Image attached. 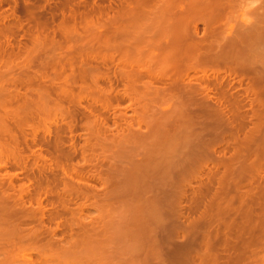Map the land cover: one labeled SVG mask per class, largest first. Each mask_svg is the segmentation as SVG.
Instances as JSON below:
<instances>
[{"label":"bare ground","instance_id":"obj_1","mask_svg":"<svg viewBox=\"0 0 264 264\" xmlns=\"http://www.w3.org/2000/svg\"><path fill=\"white\" fill-rule=\"evenodd\" d=\"M41 1L22 0L21 8L30 16L25 12L28 19L21 21L28 20L30 30L40 28L36 21L42 17L36 11L43 9ZM104 1L62 0L57 7H45L51 19L78 7L67 15L73 23L78 14L85 20L84 30L74 24L82 29L73 30L81 35L72 36L77 44L64 37L63 43L53 41L52 56L31 63L39 69L27 71L24 64L17 76L0 72V264H264V4L252 11L255 18L238 25L229 21L235 0ZM2 2H12L13 19L23 13L15 10L17 0ZM4 15L0 63L5 55L11 57L19 42L6 41L9 27ZM129 26L145 30L130 35L124 31ZM235 78L244 97L229 90ZM125 100L128 106L118 114L121 123L110 127L104 114L121 110ZM245 100L250 127L245 113H240ZM78 128L80 144L72 135ZM208 131L210 139L203 133ZM125 132H135L132 142L144 132L138 138L147 144L148 164L145 161L142 174L154 172L157 179L141 186L157 184L160 190L164 184L160 186L158 176L170 178L171 201L160 196L163 189L146 201L170 203L171 210L151 217V204L144 212V207H135V216L134 208L131 215H111L104 209L121 197L107 192L89 198L83 192L82 185L96 193L99 178L85 174L83 163L79 166L75 159L85 164L86 151L97 145L98 136ZM26 138L37 147L36 153L27 154L20 147ZM172 141L181 148L174 143L175 151L163 152L174 145ZM136 144L131 146L139 152ZM155 164L163 166L155 170ZM18 171L27 183L15 184ZM186 176L188 181L195 179L184 185ZM166 219L168 231L157 233L155 223ZM115 222L119 224L111 232ZM174 234L180 235V242Z\"/></svg>","mask_w":264,"mask_h":264},{"label":"rangeland","instance_id":"obj_2","mask_svg":"<svg viewBox=\"0 0 264 264\" xmlns=\"http://www.w3.org/2000/svg\"><path fill=\"white\" fill-rule=\"evenodd\" d=\"M55 1V2H54ZM60 1V2H59ZM66 0H64V2H65ZM76 1V0H75ZM235 1H237V4L235 5V8H234V13H233V15H232V17L229 19V21L231 22V24H233L234 23V21H236L235 23L236 24H241L242 22H244V21H246V19H253V17L255 18V15L254 14H252V11L255 9V10H257L260 6H262L263 4H264V0H235ZM44 2H48L47 4L46 3H44ZM105 3V5H106V3L108 4L109 2L106 0V1H104ZM12 2H2V3H0V17H1V15H4V14H6L7 16H8V14L10 13L9 11L11 10V8H12V5L13 4H11ZM17 6H16V8H15V10L16 9H18V11H20V9L22 10V8H21V6L22 7H24L23 6V2H22V0H17ZM40 3H42L41 5H43V6H39V7H43V9H41V8H39V9H41V11L39 10L38 12L36 11V13H39V18L40 17H42V19L40 18L39 20L40 21H44V22H39V20L38 21H36V22H38V25H39V27L40 28H37V29H39V30H37V29H33V30H30V29H28V27H27V22H28V20H26V23H25V21L24 22H22L23 20H24V18H27V15H29V13H27L26 11V13H27V15H26V13L24 12V10H22V12L23 13H25V14H23V13H20L19 15H20V17L19 16H17L18 17V19L17 20H15V19H13L12 18V16H11V14H12V11L14 10L13 8V10H11V14H9V16L6 18V20H5V24H7V25H5V26H7V27H9V28H6V31H7V33L5 32V35H6V41H8V42H10L11 41V43H17L18 41L20 42H18V44H16L17 46H19V44L21 45V49L23 50H21L20 49V47H15L13 44V47L15 48V49H17V50H13V52H12V55H11V57H9L8 55H5L3 58H2V62H4V61H6V62H4V64L6 63V66H7V68L5 67V65L4 64H1L0 65V72H11V73H13L14 75H18V71H20L19 70V68L21 67V69H23L25 66V68L24 69H26L27 67L29 68V67H31L30 68V70H32V71H34L35 69H37V67H38V69H39V66H35V65H33V64H38V60H40V59H43V60H46V59H48L50 56H52V54H54V50H53V47L55 46L54 45V42L56 43V41H58L57 43H61L60 41H62V43L67 39H69L68 37L70 36V38H72L71 40H74L73 39V37L72 36H74L75 35V38L77 39L79 36H81V35H79V36H77L78 34H77V32L78 33H80V31H82V29L84 28V22H85V20H83V18H81L80 16H79V14H78V19L76 18V21L78 20L79 22H76L75 21V23L77 24V25H80L81 27H82V29L81 28H79V26H78V28L80 29V31H77V30H79L78 28H77V30H76V27L77 26H75L76 24L75 23H73V21H72V19L71 18H69L70 17V15L71 14H73L74 13V11L75 10H73V9H76V11L78 10V7L76 8H73L72 6L74 5H72V2H71V5L69 6L68 5V8H71V10H70V13L68 14V12H69V9H67L66 8V16L64 17L61 13L59 14L58 12L55 14V18H52L51 19V16L50 15H48L47 13V9L49 8V5H50V7L52 6V7H57V5H59V4H61V3H63L62 2V0H51V1H49V0H42ZM51 3V4H50ZM56 3V4H55ZM236 3V2H235ZM55 4V5H54ZM45 7H47V9H44ZM67 7V6H66ZM255 7V8H254ZM258 7V8H257ZM239 9V10H238ZM43 10L45 11V12H43ZM68 10V11H67ZM80 10V9H79ZM72 11V12H71ZM21 12V11H20ZM78 12V11H77ZM80 12V11H79ZM237 12V13H236ZM8 13V14H7ZM19 13V12H18ZM18 13H17V11H16V13L15 14H17L18 15ZM45 13H46V15H45ZM250 14V15H249ZM48 15V16H47ZM61 15V16H60ZM69 17H68V16ZM237 15V16H236ZM254 15V16H253ZM5 16V15H4ZM4 16H2V17H4ZM30 16V15H29ZM61 17V22L59 21L60 20V17ZM250 16V17H249ZM252 16V17H251ZM21 17L23 18V19H21ZM65 19H64V18ZM93 17H95V16H93ZM249 17V18H248ZM8 18H12V20H13V22H12V20L11 19H9V20H7ZM57 18V19H56ZM67 18H69V20L71 21H66V19ZM235 18V19H234ZM246 18V19H245ZM28 19V18H27ZM65 21H64V20ZM80 19H82V21H80ZM95 19V18H94ZM228 19L227 20H225L226 22H228ZM1 20V19H0ZM22 20V21H21ZM68 20V19H67ZM88 20V19H87ZM15 21V22H14ZM21 23V24H19V22ZM54 21V22H53ZM63 21V22H62ZM0 22H2V20L0 21ZM8 22V23H7ZM12 22V23H11ZM58 22V23H57ZM69 24H68V23ZM82 22V23H81ZM230 22H228V23H230ZM16 23H17V26H16ZM23 23V24H22ZM59 23H60V28L59 27H57L58 25H59ZM64 23V24H63ZM72 23V24H71ZM79 23H81V24H79ZM126 23V22H125ZM124 23V24H125ZM234 23V24H235ZM13 24V25H12ZM19 24V25H18ZM30 22H29V28L30 27H32V25L30 26ZM62 24V25H61ZM71 24V25H70ZM75 24V25H74ZM23 25V27L21 28H19V29H16V28H18L19 26H22ZM11 26V27H10ZM43 26H44V28H43ZM70 28V26H72L70 29L68 28V27ZM15 27V28H14ZM125 27H128L127 26V24H126V26ZM125 27H124V29H125ZM26 28V29H25ZM67 28H68V30H67ZM133 28V27H132ZM9 29H10V31H9ZM43 29V30H42ZM45 29H47V30H45ZM66 29V30H65ZM35 30V31H34ZM40 30H41V32H40ZM53 30H56L55 31V33H56V35L54 34V32H53ZM71 30H72V32H71ZM73 30H76L77 32H74ZM84 30V29H83ZM130 30V31H129ZM140 30V33H138V31ZM145 29H141V28H134V30L133 29H131V27L129 26V28H126L124 31L126 32V31H128V33L129 32H131V33H138V34H142L141 33V31H144ZM34 33H33V32ZM39 31V32H38ZM43 31V32H42ZM44 31H46V32H44ZM50 31H51V33H50ZM70 31V32H69ZM137 31V32H136ZM12 34H11V33ZM52 32H53V34H52ZM74 32V33H73ZM14 33V34H13ZM28 33V34H27ZM33 35H31V34ZM48 33H50V35L48 34ZM63 33V34H62ZM70 33V34H69ZM73 33V34H72ZM76 33V34H75ZM85 34V32L83 31L82 32V34ZM127 33V34H128ZM135 33H134V35H135ZM10 34V35H9ZM24 34V35H23ZM37 34V35H36ZM39 34V35H38ZM43 34V35H42ZM72 34V35H71ZM130 34V33H129ZM40 35L41 36H44V37H40ZM46 35V36H45ZM54 35H55V37H54ZM131 35V34H130ZM48 36V37H47ZM52 36H53V39H52ZM62 36V37H61ZM77 36V37H76ZM132 36H133V34H132ZM137 36V35H136ZM46 37V38H45ZM64 37H66V38H64ZM17 40H16V39ZM27 38H31V39H27ZM40 38V39H39ZM60 38V39H59ZM61 38L63 39V40H61ZM36 41H35V40ZM38 39V40H37ZM41 39H45V41H46V43H45V41L44 40H41ZM57 39V40H56ZM31 40V41H30ZM51 40V41H50ZM60 40V41H59ZM13 41V42H12ZM36 43H35V42ZM41 41H43V43L41 42ZM54 41V42H53ZM69 41H70V39H69ZM75 42H76V40H74ZM74 41H70L71 42V44L74 42ZM24 42H26V43H24ZM30 42V43H29ZM34 42V43H33ZM40 42V43H42V44H38V43ZM24 43V44H23ZM28 43V44H27ZM56 43V44H57ZM27 44V45H26ZM74 44H77V42L76 43H74ZM23 45H25L24 47H23ZM35 47V45H36V47L37 46H46V47H42L41 46V48H43L41 51L42 52H40V50L39 49H41V48H39L38 47V50L36 49L35 50V48L33 47V46ZM49 45V46H48ZM51 45V46H50ZM54 45V46H53ZM19 48V49H18ZM25 48V49H24ZM34 48V49H33ZM46 48H48L47 50H48V52L46 51ZM28 49V50H27ZM30 49H32V50H30ZM8 50H10L9 48H8ZM21 50V51H20ZM45 50V51H44ZM53 52H52V51ZM18 52L17 54L16 53H14V52ZM25 51H27V52H25ZM29 51H31L30 53H28ZM32 51L34 52V54L32 53ZM45 52V53H44ZM50 52H52V54H50ZM57 52V51H56ZM40 53V54H39ZM44 55H43V54ZM47 53V54H46ZM21 54V56H19ZM29 54H31V55H29ZM46 54V55H45ZM14 55V56H13ZM48 55V56H47ZM29 56V57H28ZM35 56V57H34ZM45 56V57H44ZM46 56L48 57V58H46ZM6 57V58H5ZM17 57V58H16ZM25 57H26V59H25ZM32 57V58H31ZM42 57V58H41ZM5 58V59H4ZM10 58V59H9ZM34 58H35V60H37V63H36V61H34ZM39 58V59H38ZM28 59H33V60H28ZM4 60V61H3ZM10 61H11V63H10ZM21 61H23V62H21ZM26 61H28L27 63H26ZM35 62V63H34ZM41 62V61H40ZM31 63H33V64H31ZM12 64V65H11ZM25 64V65H24ZM31 66H30V65ZM24 65V67L22 68V66ZM28 65V66H27ZM4 66V67H3ZM34 66V67H33ZM33 67V68H32ZM36 67V68H35ZM27 71H28V69H26ZM31 71V72H32ZM37 71V70H36ZM237 79H239V78H237ZM236 78H235V80H234V82L231 84L232 85V87H231V85H229V90L230 89H232L233 91H234V93L235 94H237L235 91H237L238 92V96H239V93L240 94H242L243 93V90L242 89H235L234 87H238L239 86V84H237V82H236V80H237ZM226 81H228V82H230V80H227L226 79ZM234 84H235V86H234ZM119 86H121V85H119ZM242 86H244V84H242ZM122 87V86H121ZM121 87H119L120 89L119 90H122V88ZM116 89H115V91H117V88L118 87H115ZM243 88V87H242ZM118 90V91H119ZM231 91V90H230ZM232 91V92H233ZM244 94V93H243ZM242 94V95H243ZM242 95H241V97H239L240 99H242ZM243 97H244V95H243ZM244 99V98H243ZM242 99V100H243ZM242 100H240V101H242ZM126 101V100H125ZM124 101V102H125ZM127 101L123 104V103H121L120 104V106H121V110H115V112H113V110L111 111V112H108V113H105L104 114V118L106 117V116H108V118H105L106 119V122H107V124L108 125H111L112 123V125H114V123H116V122H118V123H121V121H119V118L120 117H118V114H119V111L120 112H124V110L125 109H123V106H125V107H127L128 105H127ZM242 103H244V105L242 106V104H241V102H240V113L241 114H244L245 113V116H244V119H246L245 117H249L250 115H248L249 113L251 114V112H250V107H249V103H248V101L247 100H245V101H243ZM127 105V106H126ZM124 107V108H125ZM245 108H247V109H245ZM242 110V111H241ZM244 111V112H243ZM243 112V113H242ZM127 116H129L131 113H130V111L129 110H127ZM248 113V114H247ZM114 115H117V116H114ZM246 115H248V116H246ZM114 119H118V121H114ZM113 120V121H112ZM247 120H249V122H250V125H249V122L247 123ZM245 122H246V124H247V126H251V123L253 122H251V120L252 119H247ZM79 122V121H78ZM112 125L110 126V127H112ZM28 128H30V127H28ZM29 130V129H28ZM81 129H79L78 128V130L76 131V132H73L72 133V135L75 137H72V139L74 138L75 139V141H77V143L78 144H80L81 142H83V141H81V139L79 140V137H78V135L82 132V131H80ZM30 131V130H29ZM27 132L26 131V133H31V132ZM121 133V132H120ZM122 133H124V132H122ZM134 134H135V132H133ZM133 133H131V134H133ZM144 132H141V133H139L140 134V136L139 137H135L134 139L135 140H133L134 142H132L131 140L132 139H130V138H133L134 137V134L133 135H129V132H128V134H127V132H125V134H126V136H125V134L124 135H122V134H117L116 133V135L118 136V137H116L115 136V134L114 133H112V134H114V136L113 135H108L107 137L105 136V138L107 139H105V138H103L102 136H101V138L98 136V139L95 141L96 142V146L94 147V148H92V149H89V150H91V151H89V150H87L88 151V153L89 154H87V151H86V157L87 158H85V164H84V162L83 161H81V160H77V159H75L76 161H77V163H78V165L79 164H82L81 165V167L80 168H82L81 170L82 171H84V173L85 174H97V175H94V177L96 178V176H97V178H99L98 179V181L96 180V187H99V188H101V189H97L96 190V193L95 192H93V191H95V190H90L89 188H86L84 185H82V183H80V185H82V190H83V192L87 195V197H89V198H92V196L91 195H93V193H94V195L95 194H100V195H102V194H105V193H107V192H109V193H111V192H113V193H111L114 197H116V199L118 198H120L121 197V200L119 199V201H116L115 202V204H114V202L112 203H110V205L112 204H114V206L112 207V206H110V208L108 207V208H105L104 209V211H107L106 209H108V213H110L111 215H128V214H133L132 212H134V216L136 215L135 213H137V210H136V208L137 207H141V209H143V207H144V209H143V212L144 211H147V210H145V209H147V206L149 205H153V207H154V209H153V207H152V205L150 206V208H152V210H155L154 212L150 209V211H148V212H151L150 213V216L151 215H154V214H157V213H161V212H166V211H168V209L169 208H171V206H168L169 204H166V202H167V200L168 201H171L172 200V196H170L171 194L170 193H172V191H171V189H172V187L171 186H169L170 185V181H168V180H170V178H168V179H166V177L167 176H165V181H164V179H162L161 180V176H158V178H159V181L158 182H161L160 183V186H162L163 184H164V186H162L161 187V189L160 190H162V195H160L161 193H159L160 192V190L159 189H157L159 186L157 185V184H154V185H150L148 188H146V187H142L141 186V183H143V181H150L151 183L153 182V178H154V181H156V179H157V177H155L156 176V174H154L153 175V173L154 172H151L150 174H149V176H147V175H144V174H142L143 173V168H144V166L146 165V164H148V160H147V158H146V148L147 147H144V146H147V144L146 143H144V145H143V143L142 142H144V141H142L141 143H140V140H141V134H143ZM204 133V135L206 136L208 133H209V135H207L206 137H208L209 139L213 136L212 135V132H203ZM242 133V132H241ZM262 133H264V132H262ZM28 135V134H27ZM26 135V137H29L30 136V134H29V136H27ZM67 135H69V134H67ZM131 136V137H129V136ZM138 134L136 133V136H137ZM144 135V134H143ZM262 135V134H261ZM19 136H21V135H19ZM31 136H32V134H31ZM70 136V135H69ZM209 136H211V137H209ZM258 136V135H257ZM112 137H114V139L112 138ZM120 137H121V139H120ZM124 137V139H122ZM142 137H144V136H142ZM206 137L204 138V139H206ZM24 137L23 136H21L20 137V139L22 140ZM108 138H109V141H108ZM111 138V139H110ZM140 140H139V139ZM146 138V137H145ZM20 139H18L19 140V143H22L23 141V145L22 144H20V147L21 148H23L22 146H24V148H23V150H25L26 151V153L27 154H32V152L34 153V151H35V153L38 151V149H37V147L36 146H34L31 142H29L30 141V139L29 138H26V139H24L22 142L20 141ZM105 139V140H104ZM144 138H142V140H143ZM208 139V140H209ZM99 140H100V142H99ZM104 140V141H103ZM138 140V141H137ZM145 140V139H144ZM192 140H194L193 142H192ZM81 141V142H80ZM99 142V144H98V142ZM102 141V142H101ZM108 143H107V142ZM111 141V142H110ZM113 141V142H112ZM139 144L138 146H139V148L137 147L136 148V150L137 149H140V151L138 152V150H137V152H138V154H137V152L134 150L133 151V148L135 147L134 145H137L136 144V142ZM190 141V143L192 144V143H194L195 142V139H190L189 140ZM26 142H27V145H25L26 144ZM146 142H148V140H147V138H146ZM173 142V141H172ZM197 142V141H196ZM208 141H207V139H206V143H207ZM258 142H259V140H258ZM102 143V144H101ZM103 143L104 144H106V146L105 145H103ZM110 143V144H109ZM132 143V144H131ZM177 144L176 142H173V144ZM182 143H183V141H182ZM221 144H222V142H220ZM219 143V144H220ZM142 144V145H141ZM175 144L171 147V146H167V147H164L163 149H165V150H163V152H166V150H167V153H169V152H172V151H175L176 150V148H175V150H174V146H175ZM184 144V143H183ZM183 144H182V147H183ZM260 144V143H259ZM102 147H101V146ZM134 146L133 148H132V146ZM171 145V144H170ZM177 145H180V144H177ZM177 145H176V147H177ZM185 145V144H184ZM218 145V144H217ZM253 145V144H252ZM28 146H30V147H28ZM105 146V147H104ZM219 146V145H218ZM254 146H256V148H257V146H258V143L256 142L254 145H253V147ZM28 147V148H27ZM79 147V146H78ZM130 147L132 148L131 150H130ZM178 147H180L181 148V145L180 146H178ZM253 147H251L252 148V150H254V148ZM102 148V149H101ZM167 148V149H166ZM255 148V149H256ZM29 149H30V151H29ZM33 149V150H32ZM173 149V150H172ZM130 150V151H129ZM256 151H257V149H256ZM95 152V153H94ZM132 152V153H131ZM136 153V155H134V154ZM145 154V155H144ZM91 156V157H90ZM95 157V158H94ZM98 157V158H97ZM141 157H144V158H141ZM89 158H91V159H89ZM31 159V158H30ZM87 159V160H86ZM96 159V160H95ZM144 161H143V160ZM89 160L91 161H93L94 163H92V161L91 162H89ZM95 160V161H94ZM76 161H75V163H76ZM78 161H80V162H78ZM87 161V162H86ZM145 161L147 162L145 165H144V163H145ZM73 163H74V160L72 161ZM82 162V163H81ZM98 164H97V163ZM30 163H32L31 162V160L29 161V164ZM87 163V164H86ZM163 163H166V162H163ZM91 164V165H90ZM92 164H96V165H93L94 167H92ZM155 165H156V167H155ZM155 165H153V167L155 168V170H159L158 168H160L161 166H163V164H160V166H159V164H155ZM80 166V165H79ZM146 167V166H145ZM153 168V169H154ZM141 169V170H140ZM203 169V168H202ZM162 170V169H161ZM15 171V173H17L16 171V169L14 170ZM85 171H87V172H85ZM90 171V172H89ZM140 171H142V172H140ZM89 172V173H88ZM95 172V173H94ZM138 172V173H137ZM140 172V173H139ZM160 172V171H159ZM166 172V171H165ZM164 172V173H165ZM2 173V172H1ZM137 173V174H136ZM93 174H92V176H93ZM18 177H19V171H18V174H16ZM16 176V177H17ZM21 176H22V174L20 175V177H19V179L20 180H18V177H17V179L15 180V182H17V183H15L16 185L19 183V182H24V183H27L24 179L21 181ZM88 176H90V175H88ZM194 176H195V174H194ZM23 177V176H22ZM149 179H148V178ZM189 177V176H188ZM190 177H192V175H190ZM189 177V178H190ZM196 177V176H195ZM195 177H193L194 179H195ZM96 178V179H97ZM193 178H190V180L192 179L193 180ZM18 180V181H17ZM161 180V181H160ZM189 180V181H190ZM87 182V180L85 181V180H81V182ZM162 181H164V183L162 182ZM168 183H167V182ZM188 181V179H187V176L185 177V179L184 180H182V183H184V185H185V183H188L189 182ZM162 184V185H161ZM85 187V188H84ZM140 187H142V188H140ZM145 188V189H144ZM157 190H159L158 191V193H159V195L162 197L163 196V194L165 195V197L163 198V199H165L166 200V202H148V201H146V200H148V198L149 199H151V197L153 198V195H154V193L156 192L157 193ZM190 191V190H189ZM136 194V195H135ZM138 194V195H137ZM153 194V195H152ZM135 195V196H134ZM152 195V196H151ZM151 196V197H150ZM167 196V197H166ZM46 197V196H45ZM42 197V202H43V205H46L47 204V200H48V197ZM135 197V198H134ZM124 200H123V199ZM168 198V199H167ZM78 201H76L77 203H79L80 201H81V199H77ZM123 200V201H122ZM138 201L139 202H141V203H143V202H145L144 204H143V206H142V204L141 203H139L138 204ZM117 203V204H116ZM149 203V204H148ZM186 203H187V205H188V202L186 201L185 203H183V205L184 206H186ZM147 205V206H146ZM49 206L47 205V208H48ZM112 207V208H111ZM136 207V208H135ZM176 207V206H175ZM133 208H134V211H133ZM173 208V207H172ZM103 209V208H102ZM101 209V210H102ZM110 209V210H109ZM138 210L140 209V208H137ZM175 209V208H174ZM132 210V211H131ZM169 210H171V209H169ZM91 211V210H90ZM103 211V210H102ZM110 211V212H109ZM153 212V213H152ZM89 213V212H88ZM93 213V215L96 213L93 209H92V212L90 213V214H92ZM138 213H141L140 211H138ZM145 213H147V212H145ZM142 214V213H141ZM149 214V213H148ZM147 215V214H146ZM150 216H149V218H150ZM151 217H153V216H151ZM147 218V217H146ZM119 223L120 222H122V220H120V221H118ZM118 222H115V223H113L111 226H112V229H111V232H112V230L114 229V228H116L117 226L116 225H118L119 223ZM166 222V223H165ZM155 224H157L156 226H158L157 228L158 229H156V231H157V233L158 232H161V230H164V231H168V224H170V220H168L167 221V219L166 220H161V221H158V222H156ZM54 224H52V226H53ZM156 226H153L154 228L156 227ZM170 226V225H169ZM117 229V228H116ZM115 229V230H116ZM160 230V231H159ZM114 231V230H113ZM172 231H174L173 230V228H172ZM175 233V232H174ZM179 234V233H178ZM177 235H175L174 234V236H172V238L174 237H176ZM176 239V240H175ZM175 239H172L173 241L175 240V241H179V240H181L180 239V235H179V237L178 238H175ZM179 239V240H178ZM174 241V242H175ZM172 242V241H171ZM180 242V241H179ZM177 243V242H176Z\"/></svg>","mask_w":264,"mask_h":264},{"label":"flooded vegetation","instance_id":"obj_3","mask_svg":"<svg viewBox=\"0 0 264 264\" xmlns=\"http://www.w3.org/2000/svg\"><path fill=\"white\" fill-rule=\"evenodd\" d=\"M240 87H241V86H240ZM240 87H239V86H238V87H235V89L238 88V89L240 90V89H241ZM245 109H247V108H245Z\"/></svg>","mask_w":264,"mask_h":264}]
</instances>
